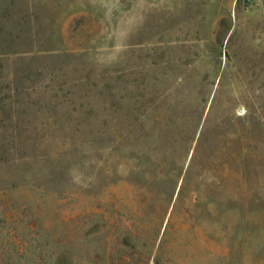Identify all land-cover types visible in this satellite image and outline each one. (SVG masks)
<instances>
[{"label": "rangeland", "instance_id": "1", "mask_svg": "<svg viewBox=\"0 0 264 264\" xmlns=\"http://www.w3.org/2000/svg\"><path fill=\"white\" fill-rule=\"evenodd\" d=\"M115 8L0 54V264H169L189 187L219 264H264V0Z\"/></svg>", "mask_w": 264, "mask_h": 264}, {"label": "crops", "instance_id": "2", "mask_svg": "<svg viewBox=\"0 0 264 264\" xmlns=\"http://www.w3.org/2000/svg\"><path fill=\"white\" fill-rule=\"evenodd\" d=\"M115 5L116 0H111V7L108 0H0V54L18 53L19 50L14 48L17 45L27 46L22 53L35 52L38 45L53 44V37L72 36L70 30L77 28L78 22L82 29L84 20H92L95 12L115 13ZM201 189L189 187L188 222H174V230L178 229V232H173L170 247H164L169 264L220 263L218 225L215 234L204 231L207 227L205 214H215V220H219L218 188H210L209 192ZM183 202L178 211L183 210ZM197 230L201 235L200 245L194 244L192 236ZM186 244L191 245L187 251L182 247Z\"/></svg>", "mask_w": 264, "mask_h": 264}, {"label": "built area", "instance_id": "3", "mask_svg": "<svg viewBox=\"0 0 264 264\" xmlns=\"http://www.w3.org/2000/svg\"><path fill=\"white\" fill-rule=\"evenodd\" d=\"M243 1H249V0H243Z\"/></svg>", "mask_w": 264, "mask_h": 264}]
</instances>
